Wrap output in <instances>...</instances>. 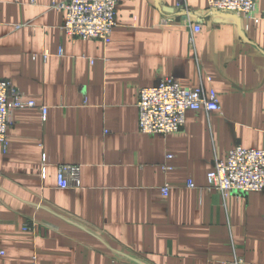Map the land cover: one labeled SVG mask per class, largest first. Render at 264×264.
<instances>
[{"label":"crops","instance_id":"0c3cea01","mask_svg":"<svg viewBox=\"0 0 264 264\" xmlns=\"http://www.w3.org/2000/svg\"><path fill=\"white\" fill-rule=\"evenodd\" d=\"M63 1L0 0V81L37 106L12 112L0 144V264H264V190H207L216 159L264 150V0L258 22L119 0L108 44L66 35L49 9ZM162 78L213 90L220 110L141 134L137 92ZM61 165L80 166L77 188H57Z\"/></svg>","mask_w":264,"mask_h":264},{"label":"built area","instance_id":"2783aa9c","mask_svg":"<svg viewBox=\"0 0 264 264\" xmlns=\"http://www.w3.org/2000/svg\"><path fill=\"white\" fill-rule=\"evenodd\" d=\"M257 1L206 0L210 12H229L254 22L259 20L255 12ZM118 3L119 0H65L57 4L51 3L49 9L64 13L61 30L72 39H93L108 44L116 26ZM177 8L185 9L184 0H177ZM174 23L175 19L171 16L159 21L161 27ZM185 24L191 28L192 33H198L201 29L197 24L191 27L189 21ZM43 57L46 58L47 54ZM136 106L138 129L145 135L177 134L184 125L188 111L220 110L218 96L213 90L206 93L203 88H182L172 78H162L155 87L141 88L137 92ZM36 107L35 102L26 100L9 81H0V144L3 147L7 145L6 134L12 125V112ZM40 111L44 117L46 109L40 108ZM56 183L60 190L77 188L80 183V166H59ZM188 187H193L191 182H188ZM207 190L215 191L223 197L263 191L264 150L236 146L229 150L224 161L216 159L212 170L207 174ZM161 194L166 196L168 188L163 187ZM235 264H243V260L239 259Z\"/></svg>","mask_w":264,"mask_h":264}]
</instances>
